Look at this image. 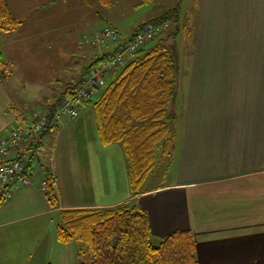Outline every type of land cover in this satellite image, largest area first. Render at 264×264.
I'll list each match as a JSON object with an SVG mask.
<instances>
[{
    "label": "crops",
    "instance_id": "obj_1",
    "mask_svg": "<svg viewBox=\"0 0 264 264\" xmlns=\"http://www.w3.org/2000/svg\"><path fill=\"white\" fill-rule=\"evenodd\" d=\"M194 10L193 46L178 83L170 182L133 192L122 145L101 142L87 103L79 115L60 117L53 138L46 135L33 151L42 156L31 161L29 184L11 181L12 197L0 203V264H44L38 249L54 212L56 238L62 210L123 204L147 212L155 239L189 231L198 264H264V0H196ZM23 23L0 34V55L14 67L13 52L24 51L17 44L38 39L17 40ZM132 33L120 35L121 41ZM112 48L100 50L90 64ZM7 93L0 86V139L35 120L50 98L24 118L11 109ZM29 145L22 143L12 157ZM43 164L55 177L54 208Z\"/></svg>",
    "mask_w": 264,
    "mask_h": 264
},
{
    "label": "trees",
    "instance_id": "obj_2",
    "mask_svg": "<svg viewBox=\"0 0 264 264\" xmlns=\"http://www.w3.org/2000/svg\"><path fill=\"white\" fill-rule=\"evenodd\" d=\"M100 1L110 4L109 0ZM149 1L141 0L137 5ZM180 3L181 0H176L158 16L136 25L126 42L121 41L117 28L108 24L119 34L120 43L85 67L77 80L67 82L57 97L47 101L43 112L48 115L47 124L37 136L29 138L31 145L24 150L25 154L32 152L26 158L28 166L34 160L33 151L42 146V139L58 127L53 122L55 109L64 97L73 96L90 68L123 51L133 34L144 25L167 22L174 28L166 37L160 36L162 32L154 46H144L127 56L125 63L109 74L105 86L85 103L92 104L101 142L122 145L130 187L133 192L139 190L157 162L158 151L161 155L170 154L175 145L180 70L176 35L180 28ZM22 22L12 13L7 0H0V34L18 29ZM9 74L10 65L0 55V75ZM22 125L25 124L18 126ZM25 154L17 157L24 158ZM42 166L46 194L54 208L58 205L55 177L48 165ZM56 239L61 243H75L79 264H198L189 231L176 230L155 239L147 212L136 205L62 210Z\"/></svg>",
    "mask_w": 264,
    "mask_h": 264
},
{
    "label": "rangeland",
    "instance_id": "obj_3",
    "mask_svg": "<svg viewBox=\"0 0 264 264\" xmlns=\"http://www.w3.org/2000/svg\"><path fill=\"white\" fill-rule=\"evenodd\" d=\"M9 1L12 7L15 6L13 13L16 17L19 16L18 18L24 20L20 28L21 34L16 37L17 40L20 41L24 36L39 39H32V42L21 41L17 44L22 45L24 51L13 52L16 57V67L11 66L3 58L11 66L13 75L10 77L0 75V86L11 96V109L17 116L24 118L30 115L27 112H33L34 106L40 109L47 97H50L49 99L57 97L67 82L77 80L81 75V67L89 65L100 50L114 46H95L86 41L87 38L95 36L108 24L116 27L120 35H126L139 23L158 16L176 2V0H151L137 5L141 0H109L108 5L100 0ZM189 2L190 0H181L180 3L181 20L176 35L180 65L179 81L183 62L187 61L193 46L191 33L188 31H192L196 0H191L190 7ZM189 11L192 14L190 24ZM173 28L174 25L170 23L168 29L160 36L166 37ZM3 36L0 35V50L4 49ZM157 41L158 39L155 38L145 45V48L154 46ZM5 55L8 57L9 54L6 52ZM89 108H92V104ZM47 136L53 138L51 132ZM159 151L157 162L141 187L143 189L170 182V174L173 173L175 162L174 148L167 155H161ZM31 154V151H27L26 158L29 159ZM40 155L42 156L41 152H33L34 160ZM52 218L51 227L40 243L38 255L45 258L44 264H79L80 258L76 253L75 243L56 241L55 212Z\"/></svg>",
    "mask_w": 264,
    "mask_h": 264
},
{
    "label": "built area",
    "instance_id": "obj_4",
    "mask_svg": "<svg viewBox=\"0 0 264 264\" xmlns=\"http://www.w3.org/2000/svg\"><path fill=\"white\" fill-rule=\"evenodd\" d=\"M169 23L146 24L133 34L123 51L113 56L102 59L92 66L85 76L82 85L76 89L72 97H64L55 109L54 123L62 116H77L85 103L106 84L107 77L115 69L120 68L127 56L147 45L150 41L167 30ZM92 45L108 46L120 43V38L115 29L109 25L87 38ZM48 115L41 113L32 122L10 129L7 137L0 139V199L8 200L12 197L10 183L15 178L21 185H28L33 165L28 166L26 158L12 155L19 150L22 143L29 140L32 135L37 136L46 126Z\"/></svg>",
    "mask_w": 264,
    "mask_h": 264
}]
</instances>
